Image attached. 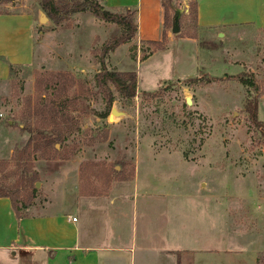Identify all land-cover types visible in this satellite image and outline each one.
Wrapping results in <instances>:
<instances>
[{
	"label": "rangeland",
	"instance_id": "rangeland-1",
	"mask_svg": "<svg viewBox=\"0 0 264 264\" xmlns=\"http://www.w3.org/2000/svg\"><path fill=\"white\" fill-rule=\"evenodd\" d=\"M164 1L169 7L166 30L173 39H195L197 66L192 58L191 64L180 65L189 71L170 79L176 69L172 44L138 67L133 98H122L109 85L113 101L106 118H100L107 113L106 100L94 77L101 68L102 47L120 29L89 13L72 14L55 26L39 20L44 15L39 0L0 1V15L30 17L33 42L31 64L0 81V181L13 184L17 166L37 174L39 187L23 212L31 215L45 212L48 205L54 208L67 188L79 186L83 194H95L116 183L148 178L176 192L179 203H188V214L180 220L187 227L204 222V207L191 203H199L198 193L205 192L223 204L231 239H210L209 249L215 247L220 258L207 255L204 264H231L225 250L233 247L242 256L235 264H256L264 253V30L244 26L210 36L194 27V0ZM172 9L181 10L177 35L170 31ZM110 11L125 14L124 9ZM139 52L130 40L105 58L106 67L135 71V56L148 57L155 50L143 46ZM58 73L76 81L64 97L75 99L72 106L45 89L48 76ZM50 102L68 114L71 130L46 150L39 133L45 136L50 130ZM247 102L256 103L262 126L250 122ZM34 135L40 151L19 162L17 152ZM207 222L215 225L216 218L209 216Z\"/></svg>",
	"mask_w": 264,
	"mask_h": 264
},
{
	"label": "crops",
	"instance_id": "crops-1",
	"mask_svg": "<svg viewBox=\"0 0 264 264\" xmlns=\"http://www.w3.org/2000/svg\"><path fill=\"white\" fill-rule=\"evenodd\" d=\"M97 1L108 11L134 10L136 32L131 42L138 53L143 46L160 42L165 33L163 50L143 61L140 54L135 56L136 79L142 63L167 52L172 44L171 64L176 69L170 79L189 71L180 65L191 64L192 58L196 68L195 39L171 37L164 24V0ZM194 2V27L210 36L244 26L264 30V0ZM32 51L30 17L0 15V81L8 80V65H30ZM174 193L148 178L127 185L116 183L95 194H83L74 186L58 194L54 208L48 205L45 212L24 213L20 219L15 217L10 200L0 198V264H204L207 255L219 259L208 241L220 236L231 239L226 233L223 204L213 202L205 192L198 193L201 201L191 205L204 207V222L187 227L180 220L188 203H179ZM209 216L216 218L215 225L208 224ZM225 251L231 255V264L241 262L238 248Z\"/></svg>",
	"mask_w": 264,
	"mask_h": 264
},
{
	"label": "trees",
	"instance_id": "trees-1",
	"mask_svg": "<svg viewBox=\"0 0 264 264\" xmlns=\"http://www.w3.org/2000/svg\"><path fill=\"white\" fill-rule=\"evenodd\" d=\"M3 3L11 2L12 0H0ZM39 7L47 19L53 24L58 25L65 20L68 16L76 13H89L96 19L101 21L115 24L119 29L118 35L112 37L110 41L101 49L100 71L95 75V86L102 92L106 100V112L113 101L109 85L122 97L131 99L135 96L137 88V79L135 71L130 72H117L109 70L106 67L105 58L112 53L118 46L129 42L135 35L136 25L134 22V10L124 9L125 14H117L108 11L99 4L97 0H39ZM164 8V24L168 21V5L166 2L163 4ZM193 17L195 15V2L193 3ZM155 51L163 50L165 44V33H163L162 40L157 43H150ZM147 57H142L140 60H145ZM15 68H23V66L8 65L9 76H12ZM197 79L194 80V82ZM75 80L71 75L64 73L51 74L48 76L45 89L51 90L53 98L60 99L66 96L68 90L75 85ZM199 84H207L210 81L201 82ZM241 82L246 83L242 80ZM51 103V102H50ZM66 106L74 105L75 99H63ZM51 103L47 110L46 124L50 130L43 136L40 135V141H43L45 149H51L55 144L64 140V134L71 130V126H67L69 116L61 107L53 106ZM246 111L249 114L250 122L255 126H262L256 119V103L247 102L245 105ZM65 109V108H63ZM108 112L101 115L100 118H106ZM6 126H10V122L6 121ZM65 126V127H64ZM41 149L37 137H31L24 144V146L17 152V159L22 162L24 159L28 160L31 153H37ZM23 167V166H22ZM15 167L12 172L13 176H17V180L9 185L4 186L0 181V198H8L11 202L12 210L17 219L22 218L24 210L27 209L26 201L34 197L36 189L34 184L37 182V174L30 173V169L26 167ZM22 169V170H21ZM2 178V177H0ZM3 180V179H2ZM26 195V197H23ZM256 264H264V253L258 258Z\"/></svg>",
	"mask_w": 264,
	"mask_h": 264
},
{
	"label": "water",
	"instance_id": "water-1",
	"mask_svg": "<svg viewBox=\"0 0 264 264\" xmlns=\"http://www.w3.org/2000/svg\"><path fill=\"white\" fill-rule=\"evenodd\" d=\"M173 10V17L171 19V33L174 34V35H177L179 34L180 32V29H179V18H180V13H181V10H178V9H172ZM40 21H48V19L43 15V14H40V18H39ZM218 37H222V34H219ZM186 103L189 105V101L187 100ZM111 114L112 115H115L116 112L114 110L111 111ZM39 187V184L36 183L35 184V188L37 189Z\"/></svg>",
	"mask_w": 264,
	"mask_h": 264
},
{
	"label": "built area",
	"instance_id": "built-area-1",
	"mask_svg": "<svg viewBox=\"0 0 264 264\" xmlns=\"http://www.w3.org/2000/svg\"><path fill=\"white\" fill-rule=\"evenodd\" d=\"M72 221L74 222V221H75V219L73 218V219H72Z\"/></svg>",
	"mask_w": 264,
	"mask_h": 264
}]
</instances>
